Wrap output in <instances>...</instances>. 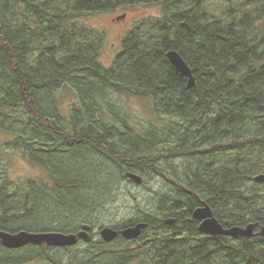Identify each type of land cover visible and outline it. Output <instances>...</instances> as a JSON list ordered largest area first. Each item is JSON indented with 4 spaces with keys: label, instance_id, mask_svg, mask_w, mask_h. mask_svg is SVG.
<instances>
[{
    "label": "trees",
    "instance_id": "1",
    "mask_svg": "<svg viewBox=\"0 0 264 264\" xmlns=\"http://www.w3.org/2000/svg\"><path fill=\"white\" fill-rule=\"evenodd\" d=\"M208 1L0 0V121L18 133L17 145L32 149L33 158L42 154L52 158L93 145L120 172L147 174L150 167L161 175L165 170L159 164L161 158L196 161V167L186 171L179 200L166 214L175 215L176 222L169 225L175 231L157 242L159 252L148 256L146 264H264V237L208 234L209 239L200 243L188 242L191 232L197 234L200 220L193 212L203 201L223 223L264 226V188L252 183L264 172V29L260 26L264 4L250 10L232 6L217 13ZM137 4L159 6L163 14L150 24L148 34L125 38L112 66L104 65L100 55L105 33L84 18ZM171 49L189 64L193 86L169 61L166 54ZM67 83L78 90L79 103L64 123L48 114L45 101L46 95ZM113 91L151 98L155 119L141 130L133 129L127 117L117 119L115 104L107 99ZM12 110L24 116L21 127L13 120L6 126ZM104 113L108 120L102 117ZM166 118H171L166 126L178 133L176 141L167 144L161 139L165 130L153 127ZM218 153L225 154L218 158ZM58 161V165L63 163ZM170 171L181 179L175 168ZM56 175L58 186L45 198L51 200L33 213L28 202L23 204L28 213L11 212L9 195L1 184L0 229L69 233L87 222L94 229L95 217L88 208L101 204L95 178L93 183L85 182L89 174L81 170H69L66 177ZM79 179L78 184L72 182ZM84 188L94 189L95 194H85ZM67 211L71 222L80 223L73 231L51 230L50 226L36 230L30 225L33 219L49 215L61 220ZM142 221L149 228L167 226L164 220ZM102 242L99 247L104 250ZM112 259L124 264L129 256L123 253ZM22 260L0 240V262Z\"/></svg>",
    "mask_w": 264,
    "mask_h": 264
},
{
    "label": "rangeland",
    "instance_id": "2",
    "mask_svg": "<svg viewBox=\"0 0 264 264\" xmlns=\"http://www.w3.org/2000/svg\"><path fill=\"white\" fill-rule=\"evenodd\" d=\"M263 4L264 0L208 1L209 7L217 13L232 6H239L238 10L242 7L250 10L259 8ZM162 14L163 10L159 6L137 4L120 7L114 11L90 14L84 19L88 24L105 33L100 59L104 65L112 66L116 56L122 51L124 39L134 33H140L143 36L148 34L150 24L157 19V16H162ZM260 26L263 31L264 22ZM122 37L123 41L121 40ZM49 98H51V101ZM107 99L115 104L117 119L124 120V117H127L125 120L129 121L133 129H144L149 125V121L155 119L151 109L154 104L151 98L128 96L113 91L108 92ZM78 101V90L72 83H67L58 90L53 91L49 97L46 95L45 103L48 106L46 110L49 111H47L48 114H54L62 122L68 123L73 113L72 110L79 103ZM1 115L3 116L2 113ZM102 117L106 120L109 119L108 113H104ZM23 118L24 116L21 113L12 110L5 120L6 126H10L13 120L16 123L15 126L21 127L20 122ZM170 119L166 118L163 122L156 124L157 126H153L158 128L160 125L159 129L163 128L165 130L161 135V139L165 144L175 142L178 135L176 129L166 126L171 121ZM138 132L140 133V131ZM17 139H19L18 133L6 129L0 121V185L4 184L6 187L4 192L9 195L7 200L11 212L13 211L16 215L26 212L23 208L25 202H28V205L32 208V213L36 209L38 211L40 206L44 205V201L51 200L50 198L45 199L48 198L46 195H52L58 186V181L55 179V176L57 177L56 173L66 177L70 176L69 170H81L83 173L89 174L85 179V182L88 183H93V178H95V184L93 185L98 187L96 191L100 193L98 195H100L99 203L101 204L95 207H87L95 217V220H93L95 222L93 223L92 241L80 240L76 245L65 247L29 244L18 249L9 248L14 256H20L23 259L16 264H120L118 260L114 261L112 258H116L118 254L123 253H127L129 256L128 261H121L124 264H146L148 263L146 260L148 256L159 252L156 247L157 242L160 239L171 237L175 231L166 223L168 217H174L175 215L166 216V214L179 200V191L183 190L181 185L188 178L186 171L190 167L194 166L195 168L196 161H192L187 157L166 160L160 156L159 164L165 169L164 174L167 175H158L152 168L147 167V174L137 171L144 178L140 184L126 177L125 171L120 172V169H117L119 168L118 165L105 154L100 153L93 145L76 147L67 152L54 155L52 158L45 154L33 158L32 149L27 150L23 143L17 145ZM224 154L218 153L217 157L219 158ZM58 160H62L64 164L58 165L59 163H55L59 162ZM60 166L61 169H58ZM172 168L176 169L178 176L181 177L180 180L172 175L170 171ZM80 179L78 181L72 180V182L78 184ZM98 183L100 186H98ZM102 183H107V185ZM252 183H255L260 189L264 188V184H262L264 182H257L254 179ZM101 184L106 188L102 189ZM86 185L88 184L86 183ZM107 192H109L108 195H104ZM84 193L92 195L95 194V191L91 188H84ZM50 206L51 204L48 205V209H50ZM63 214L61 220L49 215L33 219L30 225L34 226L36 230H38L37 228L50 226L51 230L66 229L67 231H73L79 227L80 223L77 221L75 223L71 222L68 211ZM145 219L151 221L164 220L167 226H153L151 228L148 226L149 229L146 228V230L148 229L146 233L144 235V232L142 233L143 237L141 235L140 238L134 240L122 237L109 243L104 241L101 236L103 226L120 227L129 222H139ZM259 231L260 228H258V233L250 238L264 237ZM208 234L210 233L203 232L198 228L197 234L191 232L188 242L190 245L200 243L205 239H209ZM182 236L183 234L180 235V237ZM102 241L106 244L104 250L101 246L99 247L100 242L103 243ZM94 253H97L96 258L92 257L93 259H90V256L95 255ZM152 262H154V259ZM0 264L6 263L0 262Z\"/></svg>",
    "mask_w": 264,
    "mask_h": 264
},
{
    "label": "water",
    "instance_id": "3",
    "mask_svg": "<svg viewBox=\"0 0 264 264\" xmlns=\"http://www.w3.org/2000/svg\"><path fill=\"white\" fill-rule=\"evenodd\" d=\"M166 55L175 69L181 75L188 77V86H193L195 84V77L193 76L189 64L182 55L175 49L169 50ZM125 176L140 184L144 179L141 174L133 171H127ZM255 181L264 182V172L257 174L255 176ZM193 214L200 220L199 229L206 233L227 235L233 238H250L256 234L255 229L258 226L257 223L252 222L246 226L231 225L228 221L222 223L215 216L212 207L205 201H203L202 205H199L194 209ZM175 222L176 219L174 217H168L166 219V223L169 225H172ZM148 226L149 224L147 221H139L133 225L124 227L121 234L128 240L138 239ZM91 229L92 225L89 223H84L82 229L78 232L69 233L61 231H30L26 229L10 232L0 229V240L5 247L10 249L22 248L29 244H46L49 246L65 247L76 245L81 239L90 241L92 239V235L89 232ZM259 233L264 236V226H261ZM101 236L104 241L110 243L118 238L119 230L113 226H103L101 228Z\"/></svg>",
    "mask_w": 264,
    "mask_h": 264
},
{
    "label": "flooded vegetation",
    "instance_id": "4",
    "mask_svg": "<svg viewBox=\"0 0 264 264\" xmlns=\"http://www.w3.org/2000/svg\"><path fill=\"white\" fill-rule=\"evenodd\" d=\"M124 35H125V34H124ZM124 35H123V37H125ZM123 37H122V39H121L122 41H123ZM80 229H82V227H80ZM80 229H79V230H80ZM122 229H123V228L118 229V230H119V236H118V238L115 239V240H119L120 238L123 237L122 234H121ZM79 230H78V231H79ZM78 231H76V232H78ZM92 231H93V227H92V229L89 231L91 235H92ZM143 235H144V234H143ZM81 240H83V239H81ZM103 240H104V239H103ZM87 242H88V241H87ZM78 243H79V242H78Z\"/></svg>",
    "mask_w": 264,
    "mask_h": 264
}]
</instances>
